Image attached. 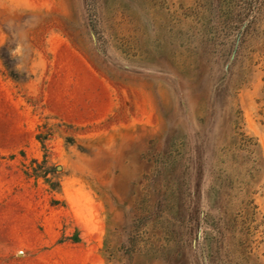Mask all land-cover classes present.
<instances>
[{
  "label": "rangeland",
  "instance_id": "rangeland-1",
  "mask_svg": "<svg viewBox=\"0 0 264 264\" xmlns=\"http://www.w3.org/2000/svg\"><path fill=\"white\" fill-rule=\"evenodd\" d=\"M0 264H264V0H0Z\"/></svg>",
  "mask_w": 264,
  "mask_h": 264
}]
</instances>
